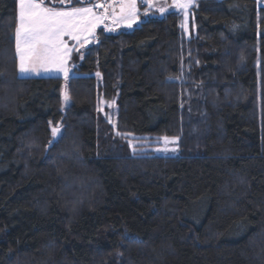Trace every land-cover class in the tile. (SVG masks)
Instances as JSON below:
<instances>
[{
    "label": "trees",
    "instance_id": "trees-1",
    "mask_svg": "<svg viewBox=\"0 0 264 264\" xmlns=\"http://www.w3.org/2000/svg\"><path fill=\"white\" fill-rule=\"evenodd\" d=\"M138 4L66 80L19 74L18 2L0 0V264H264V5L197 0L187 36L181 8Z\"/></svg>",
    "mask_w": 264,
    "mask_h": 264
},
{
    "label": "snow or ice",
    "instance_id": "snow-or-ice-1",
    "mask_svg": "<svg viewBox=\"0 0 264 264\" xmlns=\"http://www.w3.org/2000/svg\"><path fill=\"white\" fill-rule=\"evenodd\" d=\"M144 2L148 4L150 0H144ZM60 3L63 4L64 0H60ZM190 3L191 0H175L176 7L181 9H186ZM119 4L120 18L129 20L127 26L131 27L137 17L136 0H119ZM19 5V23L15 32L16 51L19 54V73L34 71L35 65L50 62L54 65V70L62 71L67 80L68 70L64 64L70 49L63 41V36L68 35L79 42L81 34H91L102 22L103 17L96 16L93 9L88 7H74L70 11L46 7L44 0H19ZM97 7L103 8L104 6L101 4ZM159 11L163 13L165 9L160 8ZM84 40L87 42V36ZM48 53H55V55L49 56ZM64 99L66 101L69 99L67 93ZM58 131V128H53V136H56ZM164 141L169 142L167 137Z\"/></svg>",
    "mask_w": 264,
    "mask_h": 264
},
{
    "label": "rangeland",
    "instance_id": "rangeland-1",
    "mask_svg": "<svg viewBox=\"0 0 264 264\" xmlns=\"http://www.w3.org/2000/svg\"><path fill=\"white\" fill-rule=\"evenodd\" d=\"M60 1V0H59ZM65 2H71V1H79V0H64ZM106 1L109 5H111V10L106 11ZM140 3L145 4L144 0H139ZM197 0H191V3L186 9H182L183 19L181 21L182 28L184 29L187 36H190L191 28H193V25L195 23L192 8L195 5ZM260 5H264V0H258ZM18 2V12H17V23L16 28L19 23V11H20V5L19 0ZM103 5L104 7H97V5ZM138 0H136V8H137V17L135 19V22L132 23V26L140 20L141 12L138 9ZM44 6L46 7H55L58 10H64V11H70L72 8H92L93 12L98 17H103L102 22L98 24V26L93 30L91 34L83 33L81 34V40L78 42L76 40H73L70 36L65 35L63 36V41L68 46V49H70L67 57L66 62L64 64V67L68 70V76L69 74L73 73V71L70 72L71 68L74 65L75 58L77 59V56H80L87 48L88 45L94 43L98 39V31L100 28H104L108 32H119L121 30L129 29L128 23L129 20L121 19L120 18V4L119 0H97V1H91V2H80L76 4H67V5H55V1L52 0H44ZM175 0H150V3H148L145 10H159L160 8L168 9L171 7H174ZM131 26V27H132ZM16 32V29H15ZM87 36V42H85L84 37ZM16 43V41H15ZM17 62L19 65V54L17 53ZM47 55L52 56L55 55V53H48ZM53 69V70H49ZM19 72V69H18ZM75 72V71H74ZM21 76H42V75H58L62 76V71H56L54 70V65L50 62H41L40 64L35 65V70L21 74ZM238 91V90H237ZM65 93H67L69 99L66 101L64 99ZM239 95H241V90L239 89ZM61 97H62V105L64 108L68 107L71 103V97L68 91V85L67 83L63 84L62 91H61ZM100 108L101 110L106 114L107 119L112 123L116 124L117 121V115H118V104L116 103L115 99L107 100L104 97L100 98ZM106 108V109H105ZM54 128H58L57 125L54 126ZM168 138V143H165L164 138ZM175 138V139H174ZM53 141L54 138H53ZM129 143L131 146V149L135 153H155V154H174L177 153L179 150V137L177 136H167V135H134L129 134ZM52 144V143H51ZM50 144V145H51ZM50 148V147H48ZM47 148V151H48ZM164 149H168L165 151ZM175 149V151H173Z\"/></svg>",
    "mask_w": 264,
    "mask_h": 264
},
{
    "label": "water",
    "instance_id": "water-1",
    "mask_svg": "<svg viewBox=\"0 0 264 264\" xmlns=\"http://www.w3.org/2000/svg\"><path fill=\"white\" fill-rule=\"evenodd\" d=\"M76 67V64L73 65V67L71 68L70 72L74 70V68ZM59 136V131L57 132L56 136H54V140L57 139Z\"/></svg>",
    "mask_w": 264,
    "mask_h": 264
},
{
    "label": "built area",
    "instance_id": "built-area-1",
    "mask_svg": "<svg viewBox=\"0 0 264 264\" xmlns=\"http://www.w3.org/2000/svg\"><path fill=\"white\" fill-rule=\"evenodd\" d=\"M105 10L106 11H110L111 10V5H109L107 1H106Z\"/></svg>",
    "mask_w": 264,
    "mask_h": 264
}]
</instances>
